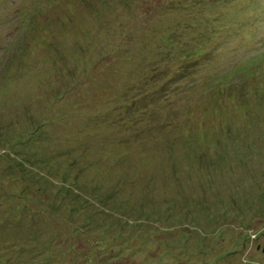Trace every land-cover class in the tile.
Here are the masks:
<instances>
[{"label": "rangeland", "instance_id": "374dc122", "mask_svg": "<svg viewBox=\"0 0 264 264\" xmlns=\"http://www.w3.org/2000/svg\"><path fill=\"white\" fill-rule=\"evenodd\" d=\"M1 65L0 264H264V0H0Z\"/></svg>", "mask_w": 264, "mask_h": 264}, {"label": "trees", "instance_id": "16d2710c", "mask_svg": "<svg viewBox=\"0 0 264 264\" xmlns=\"http://www.w3.org/2000/svg\"><path fill=\"white\" fill-rule=\"evenodd\" d=\"M196 3V2H195ZM37 20V19H36ZM198 50H200V49H198ZM197 50V51H198ZM203 49H201L200 51H202ZM193 54H195L194 52H192V51H184V52H182L180 55H179V58L180 57H183L184 59H187V58H191L192 57V55ZM2 67H0V68H6V67H8V66H3V65H1ZM183 69V68H182ZM183 71H184V74H185V70L183 69ZM168 73L165 69L164 70H162V71H159V72H156V76H161V75H163V73ZM180 75H182V72H177V71H175L174 72V77L176 78H180L179 76ZM233 91V90H232ZM231 91V92H232ZM153 99V98H152ZM148 101H153V100H148ZM121 110H122V113H124V114H128L129 113V109L128 108H121ZM170 113H172V112H170ZM153 115H156L157 116V114L154 112V113H150V114H148V116L151 118V117H153ZM140 122H142L141 120H139V121H137L136 123H128V124H123V125H120V124H117V126H121V128H122V130H128V131H130V130H132V129H135L136 127H138L137 125L140 123ZM115 124V123H114ZM103 125H105V124H103ZM111 125H112V123H111ZM155 127H156V129H153V130H151L150 128H149V126L147 127V126H145V127H142V129H146V130H142V129H140V130H138V131H136V135H134L135 136V139H136V141L137 140H140V139H144V136L146 135V133H148V132H151V133H156V135H158L159 133H163L164 134V136H166L167 134H168V132L169 131H173V128L175 127V122H174V120L173 119H171V118H168L166 121H164V122H162L159 126H156V124L154 123L153 124ZM205 128V126L204 125H199L198 127H196V129L195 130H200V129H204ZM91 131H93V129L91 130ZM153 131V132H152ZM180 135H182V133H179ZM171 136H175V134H172ZM189 136H191V135H189ZM176 137H179L178 135H176ZM123 142H126L125 140H122ZM139 147V146H138ZM136 149H138V148H136ZM153 149V148H152ZM149 150L150 149H148L147 147H144L143 149H140V151L141 152H138V154H140V155H144V154H146V155H148L150 152H149ZM157 155V154H156ZM145 157V156H144ZM39 246V245H38ZM46 246V245H45ZM40 246V248L41 247H44V249L43 248H41L40 250H38L40 253L41 252H43L44 250H47V251H50V249L49 248H51L52 246L51 245H49V246ZM22 249V248H21ZM97 250V249H96ZM19 252H20V256H23V250H19ZM55 253V252H54ZM102 254V253H101ZM101 254H98L97 256H99V255H101Z\"/></svg>", "mask_w": 264, "mask_h": 264}, {"label": "water", "instance_id": "95a60500", "mask_svg": "<svg viewBox=\"0 0 264 264\" xmlns=\"http://www.w3.org/2000/svg\"><path fill=\"white\" fill-rule=\"evenodd\" d=\"M263 252H264V248H263Z\"/></svg>", "mask_w": 264, "mask_h": 264}]
</instances>
